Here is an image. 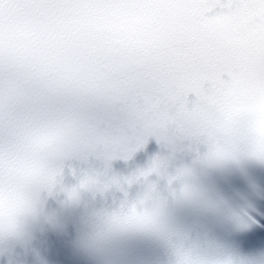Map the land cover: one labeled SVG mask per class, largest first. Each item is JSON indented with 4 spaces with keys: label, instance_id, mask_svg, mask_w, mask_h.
<instances>
[{
    "label": "snow or ice",
    "instance_id": "1",
    "mask_svg": "<svg viewBox=\"0 0 264 264\" xmlns=\"http://www.w3.org/2000/svg\"><path fill=\"white\" fill-rule=\"evenodd\" d=\"M151 137L207 165L264 164V0H0V237L26 234L66 161L109 166ZM167 166L157 156L135 179L168 175L169 193L122 205L94 240L144 234L165 264H253L171 223L170 201L207 197L194 167ZM100 184L85 172L68 198Z\"/></svg>",
    "mask_w": 264,
    "mask_h": 264
},
{
    "label": "clouds",
    "instance_id": "2",
    "mask_svg": "<svg viewBox=\"0 0 264 264\" xmlns=\"http://www.w3.org/2000/svg\"><path fill=\"white\" fill-rule=\"evenodd\" d=\"M32 217V215H28V216H25L23 219H22V223H25L27 224L29 218ZM14 227V223L11 222V221H5V224H4V232L5 234H7L12 228Z\"/></svg>",
    "mask_w": 264,
    "mask_h": 264
}]
</instances>
